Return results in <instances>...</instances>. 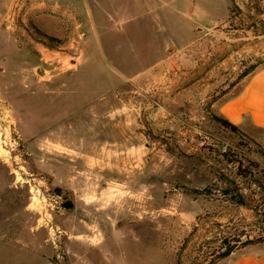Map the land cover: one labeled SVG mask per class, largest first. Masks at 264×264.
I'll return each instance as SVG.
<instances>
[{"label":"rangeland","instance_id":"1","mask_svg":"<svg viewBox=\"0 0 264 264\" xmlns=\"http://www.w3.org/2000/svg\"><path fill=\"white\" fill-rule=\"evenodd\" d=\"M146 1L156 13L130 8L100 32L103 49L72 20L55 36L36 29V73L21 32L0 28V264H194L230 231L252 242L215 264L264 247V127L219 120L239 77L264 71V0H229L183 46V17ZM167 39L175 85L121 78L122 62H154Z\"/></svg>","mask_w":264,"mask_h":264},{"label":"crops","instance_id":"2","mask_svg":"<svg viewBox=\"0 0 264 264\" xmlns=\"http://www.w3.org/2000/svg\"><path fill=\"white\" fill-rule=\"evenodd\" d=\"M112 0H0V28L8 30L10 26L14 32H21L23 36L21 46L28 53L31 63H35L33 72H37V67L46 62L41 53L37 55L33 48L43 47L42 40L34 37V31L37 29L45 35L55 36L58 32H64L73 23V31L77 36L90 35L93 39V45L103 49L100 32L120 28L129 15V9L138 7L143 8L145 12L156 13V6L147 8L146 0H127L122 2L120 6L111 7ZM160 7H171L173 14L182 16L186 26L183 31L191 33L190 37L182 40L190 39L194 33H202L212 31L216 28L215 24H211V19H216L221 15H227L229 12V0H156ZM161 3V4H160ZM163 3V4H162ZM175 3V5H173ZM132 10V9H131ZM23 16L29 21L30 26L27 29L18 28L16 24L17 17ZM72 20V21H71ZM189 23V24H186ZM77 32H76V30ZM123 29V27H122ZM17 30V31H16ZM36 30V31H37ZM160 33V31H158ZM22 38V37H21ZM171 43H176L173 39H167L159 45L160 56L150 64H142L137 60H132L129 64L121 63L124 67L121 70V78L123 80H140L146 77H152L155 80H163L168 76V88H171L178 82L176 78L179 70V63L172 56L167 57V53L171 48ZM121 47V43L118 44ZM29 52L27 49H29ZM131 49V48H130ZM132 50V49H131ZM106 53V52H105ZM174 55V54H173ZM203 63L194 65L190 71L194 79V74H198V67H202ZM165 65L169 66L166 68ZM155 66V67H154ZM156 68H159L156 72ZM3 68H0V73ZM187 77H185L186 79ZM243 81L239 93L232 100L223 106L220 110L222 115L230 120L238 127H264V71L250 72L239 77ZM260 102V103H259ZM190 154H199L201 150L198 144L190 141ZM144 154V153H143ZM245 252L240 253L237 257L229 260L224 264H264V247L262 245H251Z\"/></svg>","mask_w":264,"mask_h":264},{"label":"trees","instance_id":"3","mask_svg":"<svg viewBox=\"0 0 264 264\" xmlns=\"http://www.w3.org/2000/svg\"><path fill=\"white\" fill-rule=\"evenodd\" d=\"M219 120L223 126L229 127L232 130L238 129L237 125L233 124L228 119ZM244 234L243 231H230V233L224 237L205 241V244L200 245L195 252L193 260L194 264H215L219 259L227 257L231 252L238 248L239 244L245 245L252 242L248 235H246V239H243ZM215 242H217V244H215ZM197 260H199V262Z\"/></svg>","mask_w":264,"mask_h":264},{"label":"water","instance_id":"4","mask_svg":"<svg viewBox=\"0 0 264 264\" xmlns=\"http://www.w3.org/2000/svg\"><path fill=\"white\" fill-rule=\"evenodd\" d=\"M3 109H4V106H3V104L0 102V115H1ZM0 121L3 123V121H2L1 119H0Z\"/></svg>","mask_w":264,"mask_h":264},{"label":"bare ground","instance_id":"5","mask_svg":"<svg viewBox=\"0 0 264 264\" xmlns=\"http://www.w3.org/2000/svg\"><path fill=\"white\" fill-rule=\"evenodd\" d=\"M0 125H2V122L0 121Z\"/></svg>","mask_w":264,"mask_h":264}]
</instances>
